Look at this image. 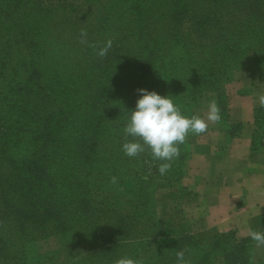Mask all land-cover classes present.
Segmentation results:
<instances>
[{"label":"trees","instance_id":"obj_1","mask_svg":"<svg viewBox=\"0 0 264 264\" xmlns=\"http://www.w3.org/2000/svg\"><path fill=\"white\" fill-rule=\"evenodd\" d=\"M109 38L103 58L88 46ZM243 60L264 80V0H0V264H37L28 228L87 248L70 264H176L185 249L188 264H261L249 238L228 231L202 242L192 231L191 191L178 184L190 133L164 175L158 167L167 161L150 150L122 151L137 89L169 96L189 118L214 92L225 121L223 85ZM255 124L254 148L264 146L259 106ZM164 198L171 214L162 219L156 204ZM6 225L23 234L20 250L9 248ZM145 238L157 248L147 261L139 255Z\"/></svg>","mask_w":264,"mask_h":264},{"label":"crops","instance_id":"obj_2","mask_svg":"<svg viewBox=\"0 0 264 264\" xmlns=\"http://www.w3.org/2000/svg\"><path fill=\"white\" fill-rule=\"evenodd\" d=\"M225 92V121L210 123L207 132L192 136L178 182L191 191L186 216L192 231L206 234L205 241L221 232L232 231L236 239L249 238V228L264 232V146H252L256 98L264 93V80L255 74L237 75ZM206 111L202 109L201 117ZM234 124L239 130L230 133ZM156 212L162 219L170 216L167 198L158 200ZM250 242L252 261L264 264V247Z\"/></svg>","mask_w":264,"mask_h":264},{"label":"clouds","instance_id":"obj_3","mask_svg":"<svg viewBox=\"0 0 264 264\" xmlns=\"http://www.w3.org/2000/svg\"><path fill=\"white\" fill-rule=\"evenodd\" d=\"M80 42L88 44L87 32L81 30ZM113 39H107L102 46L90 44L88 46L97 48L96 55L105 57L111 49ZM140 95L136 100L135 109L130 112L127 122L123 128L125 137L132 140L123 143L122 151L128 157H136L146 149L150 150L154 159L167 161L158 167L160 175L166 174L171 168V161L179 158V145L185 143L189 133L199 135L207 132L209 124H217L221 120L220 108L215 101L207 106L203 117L192 115L190 118L181 114L169 96H161L155 91L140 88L136 90ZM256 103L264 108V93L257 95ZM111 183L117 182L112 177ZM249 238L256 243L257 247H264V232L248 229ZM185 250L176 252V264H188L185 260ZM114 264H142L140 260L130 257L117 259Z\"/></svg>","mask_w":264,"mask_h":264},{"label":"rangeland","instance_id":"obj_4","mask_svg":"<svg viewBox=\"0 0 264 264\" xmlns=\"http://www.w3.org/2000/svg\"><path fill=\"white\" fill-rule=\"evenodd\" d=\"M245 54L246 55L244 56H248V54L250 55L251 52ZM235 65L232 70L233 71L232 74L234 75L233 79H235V76L237 75L251 74L249 62H247L246 60L239 61L237 69H235ZM229 82L230 81L224 83L223 85L224 88ZM216 97H217L216 93L213 92V93H206L202 98H200L198 102V107L196 108V115L198 114L201 115L202 109L206 108L211 101L216 102ZM261 126H259L260 131L263 130L261 129ZM192 136H197V135L192 133L189 134L188 136L189 145ZM4 171H6V165L0 162V172H4ZM5 227H6V237L9 239V243H8L9 248L12 247L11 242H14L13 247L20 250L21 246L25 244V242L21 240L19 237V234L21 233H19L18 230L16 233H14L15 230L12 231L10 225H6ZM0 230L2 231V229ZM26 231L28 234H26L25 238L27 237L34 238L31 245L34 248L35 252L39 254L38 258L40 260L37 261V264H70L71 262H74L78 257L82 256L87 251V248L83 247L82 245H76L74 246L76 249H72L70 246V243L72 244V242L74 241V238L72 236L67 235L65 237H60L59 235H56L54 232H51L52 230L50 228L46 230V234H41V235L37 231L30 230L29 228ZM47 231H50V233L47 234ZM205 235L206 234H201V235L198 234V237L201 239L202 242H207L203 240V237H205ZM211 239L212 237L209 240ZM7 251L8 248H6V252ZM156 251L157 248L154 242L152 241V239L145 238L140 240L139 255L142 260L147 261L150 259H154L156 257ZM41 260H45V262H42ZM215 264H223V261L220 258H218Z\"/></svg>","mask_w":264,"mask_h":264}]
</instances>
